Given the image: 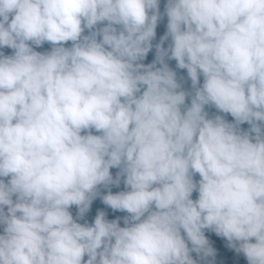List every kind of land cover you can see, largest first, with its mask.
I'll list each match as a JSON object with an SVG mask.
<instances>
[{"label":"clouds","instance_id":"obj_1","mask_svg":"<svg viewBox=\"0 0 264 264\" xmlns=\"http://www.w3.org/2000/svg\"><path fill=\"white\" fill-rule=\"evenodd\" d=\"M158 4L0 0V48L15 50L0 53V177L11 176L0 179V264H82L85 255L86 264H194L181 229L197 252L210 254L203 229H213L248 264H264V0H167L162 67H145L137 61L152 47ZM29 41L73 46L43 55ZM169 52L196 89L184 113ZM209 104L252 124L255 142L207 119ZM91 128L103 135H81ZM121 166L131 191L103 202L129 213L128 226L103 213L93 226L76 223L69 207L82 215L98 185L119 183L110 169Z\"/></svg>","mask_w":264,"mask_h":264},{"label":"trees","instance_id":"obj_2","mask_svg":"<svg viewBox=\"0 0 264 264\" xmlns=\"http://www.w3.org/2000/svg\"><path fill=\"white\" fill-rule=\"evenodd\" d=\"M166 7H167V0H159L158 8H159V19L157 21L156 29H155V37L152 39L151 44L152 47L150 51L147 53V55L142 59L137 61L139 64H143L145 67L152 65L155 63L156 68L162 67V65L157 62V49L156 45L161 43L162 38L167 34V24H168V17L166 15ZM152 14L151 12L149 13ZM12 14H10L9 19L11 20ZM107 21L98 23L96 26H94L93 29L89 30L87 28H84V31L82 33L81 39H83L84 36H90L93 32H97L99 29L107 26ZM114 27L117 28V31L119 32L122 30V27L119 25H114ZM97 41L102 40V36L97 35L96 36ZM29 46L33 49V51L48 55L51 54L53 49L55 47H65L70 49L73 46L72 41H68L66 43L60 44V45H53L49 42H44L40 46H37L33 42H28ZM172 44L171 37L169 36L167 40L163 41L162 47L164 49H168L170 45ZM107 47V46H105ZM0 53H3L5 57H11L15 54V50L11 49L9 47H3L0 48ZM170 52L168 56L164 57V63L167 64L168 68L175 73L176 81L179 84V88L177 91H184L187 93L185 104L181 106V112L184 113L188 107L191 106V101L194 98L195 95V88L192 85V81L190 77L188 76L187 69H181L177 66V61L174 59H169ZM155 70V69H153ZM204 83V76L203 74H200L199 76V83L197 87H202ZM146 89V86H141V90L139 93H137V97L142 95L143 91ZM123 102V101H122ZM204 112L206 114L207 119H215L216 117L222 118L226 123L232 124L236 127V131L239 134H248L250 138H252V141L255 142L256 133L253 132L252 124L248 122H242L237 124L235 117H233L230 113H224L220 110H218L214 105H205ZM262 129H264V124H260V122H257ZM96 135V136H102V132L96 131L94 128L82 130L81 135ZM123 166L121 167H114L110 169V174L113 178V181H115L117 178L119 179V183H107V184H101L98 185L93 192V195L91 197V203L88 206V208L84 211V213L80 214V209L76 205H72L69 207L68 211L72 215L73 220L76 223L81 224L82 226H93L94 221L97 215L100 213L104 214V217L107 221H116L120 227H126L128 225L125 224V219L130 218V214L126 211H119V210H113L108 205H106L103 202V197L108 195L109 193L116 195L121 192H127L131 191V188L129 186H126L125 180H126V174L122 171ZM193 182L197 185L201 179L200 175L198 173L192 172L191 173ZM0 179L3 180L5 184H8L11 176L8 177H0ZM160 185H153V187H159ZM198 190L193 191L191 199L193 201L198 199ZM13 201L16 202L17 197L14 195L12 197ZM8 210V206H4V211ZM155 206L153 205L151 208V211H155ZM17 215H20L17 213ZM147 216V213L145 214ZM4 227L0 225V235H3ZM204 236L206 240L208 241L207 248L210 249V254L205 255L203 251L197 252L194 250V246L191 244V242L188 240L186 233H184L183 229H181V236L184 239L186 246L189 250V257L194 262V264H248V261L244 254L242 252H237L235 248H233L230 245V242L222 236H218L213 229H203ZM103 250V246L99 251ZM88 260V256L85 255L82 261V264H86Z\"/></svg>","mask_w":264,"mask_h":264},{"label":"rangeland","instance_id":"obj_3","mask_svg":"<svg viewBox=\"0 0 264 264\" xmlns=\"http://www.w3.org/2000/svg\"><path fill=\"white\" fill-rule=\"evenodd\" d=\"M7 212H8V210L5 211L6 214H7ZM2 226H3L4 228L6 227V225H2ZM4 234H5V233H4ZM4 234H3V235H4Z\"/></svg>","mask_w":264,"mask_h":264}]
</instances>
